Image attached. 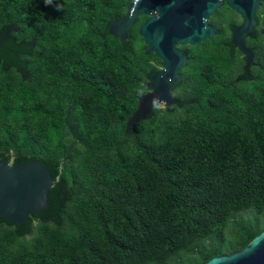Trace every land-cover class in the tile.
<instances>
[{"label": "trees", "instance_id": "obj_1", "mask_svg": "<svg viewBox=\"0 0 264 264\" xmlns=\"http://www.w3.org/2000/svg\"><path fill=\"white\" fill-rule=\"evenodd\" d=\"M132 0H0V162L46 167L49 208L0 217V264H206L264 232V43L185 49L178 103L128 126L160 60ZM260 42V41H258Z\"/></svg>", "mask_w": 264, "mask_h": 264}, {"label": "water", "instance_id": "obj_2", "mask_svg": "<svg viewBox=\"0 0 264 264\" xmlns=\"http://www.w3.org/2000/svg\"><path fill=\"white\" fill-rule=\"evenodd\" d=\"M264 0H229V6L242 17L244 24L232 35V43L247 58L253 55L245 47V38L255 27L254 14ZM221 6L220 0H132L126 14L115 21L109 32L125 41L135 21L148 16L140 27L145 51L161 61L162 70L149 77V94L140 99L137 112L128 126L145 119L151 108L170 109L178 103L172 96L181 83L180 69L187 63V55L179 46L198 47L217 37L219 32L206 20ZM49 170L40 163L27 162L14 165L0 162V217L10 223L22 225L31 215L49 208V192L54 186ZM206 264H264V232L244 249L230 255L211 259Z\"/></svg>", "mask_w": 264, "mask_h": 264}, {"label": "flooded vegetation", "instance_id": "obj_3", "mask_svg": "<svg viewBox=\"0 0 264 264\" xmlns=\"http://www.w3.org/2000/svg\"><path fill=\"white\" fill-rule=\"evenodd\" d=\"M228 1L229 0H220L221 6L215 10L213 15L203 20H206L208 25L214 27L219 32L218 36L224 35V38L230 41V43L233 45L235 49V55L238 56V59L240 60V62H244L243 69L245 72H247L255 63L258 45L260 43H264V2H260L259 7L255 11V14H254L255 27L252 31V34L249 37L245 38V47L253 55V61L248 65L246 56L242 52H240L239 49L232 43L233 33L243 26L244 21L242 17L240 16V14H238L235 10H233L229 6ZM147 19H148V16L143 15L136 20L138 23V33H139L140 27L147 21ZM190 47L192 46L190 45L179 46V49L186 53L185 49L190 48ZM188 62H189V58L187 55V63L185 67H183L179 71L181 81H182L183 70L187 67ZM155 66L157 68V71H155L153 74L158 73L159 71L162 70L161 61L159 65L155 64ZM146 85L147 83L145 84V87H146L145 95L149 94L150 92V90L148 89ZM177 89L173 90L172 92V96L174 98L178 96Z\"/></svg>", "mask_w": 264, "mask_h": 264}, {"label": "rangeland", "instance_id": "obj_4", "mask_svg": "<svg viewBox=\"0 0 264 264\" xmlns=\"http://www.w3.org/2000/svg\"><path fill=\"white\" fill-rule=\"evenodd\" d=\"M159 108L163 109L164 107L163 106H160ZM10 163H12V162H10Z\"/></svg>", "mask_w": 264, "mask_h": 264}]
</instances>
